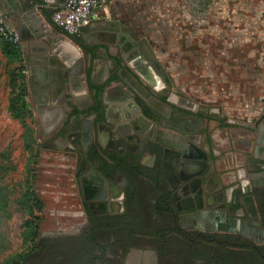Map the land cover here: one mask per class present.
<instances>
[{
    "label": "rangeland",
    "instance_id": "rangeland-1",
    "mask_svg": "<svg viewBox=\"0 0 264 264\" xmlns=\"http://www.w3.org/2000/svg\"><path fill=\"white\" fill-rule=\"evenodd\" d=\"M117 2L107 6L104 27L139 43L145 67L197 107L194 112L176 105L181 116L192 118L175 116L169 129L190 136L209 157L219 190L239 189L238 172L249 180L256 167L252 160L264 155V0H209L200 18L191 0ZM2 42L0 36V264L17 259L35 239L26 224L27 189L41 209L31 220L37 236L78 231L87 220L76 179L77 139L58 138L55 148L41 151L39 142H53L61 122L32 105L24 57L8 60ZM112 49L118 56V47ZM115 60L116 68L125 64ZM82 61L76 69L85 67ZM256 216L249 222L261 227ZM151 256L145 263L135 256L130 263L153 264L156 255Z\"/></svg>",
    "mask_w": 264,
    "mask_h": 264
},
{
    "label": "crops",
    "instance_id": "crops-1",
    "mask_svg": "<svg viewBox=\"0 0 264 264\" xmlns=\"http://www.w3.org/2000/svg\"><path fill=\"white\" fill-rule=\"evenodd\" d=\"M67 1L0 0V17L6 24L15 28L19 34L18 45L20 53L24 57V73L32 105L38 110V113L42 116L45 115L46 118L48 115L51 118L55 115V119L61 122L59 129L64 122H68L72 126L77 124V128L69 130L64 136L55 137L50 149L56 147L58 138L77 139L78 143L74 146L77 155H79L76 158V179L79 200L83 204L87 219L86 209L101 214L119 213L123 210L121 203L123 204L126 181L124 179L116 180L112 172H108L102 167V152L115 148L119 154H123L129 145H135L136 151L142 153L141 162L151 166L153 154L146 150L147 141H152L161 149L163 148L154 138L155 133L174 132L169 129L171 124L169 120L172 117L169 115L170 110L168 111V109L173 105L180 104L162 98L159 101L163 103V108L160 111L153 109L155 113L152 112L156 120H152L150 114L139 107H142V104L145 105L144 100L146 101L142 91L146 90L152 96L157 93L155 86L146 84L143 70H141L149 68L145 67V61L139 53L132 54V51H124L129 49L128 46H136L137 42L122 31H118V28L110 25L104 27L105 21L108 19L105 14L107 17L109 16L106 7L102 11V18L97 23L83 28L78 34L83 45L95 50L94 54L86 53L70 36L58 33L59 31L53 26L52 11L63 7ZM191 2L199 12L197 14L199 18L208 9L205 3L202 5L195 0H191ZM112 3L119 2L110 0L107 6L109 7ZM11 5L16 10H11ZM100 32L115 33V35L113 39L107 40ZM113 46L118 47V56L113 53ZM115 58L125 62L123 67L118 68L117 66L116 69L123 71L122 75L125 76L126 81H123L118 75L114 79L108 78L109 69H113L112 61L117 64ZM81 61L85 67L81 69L80 66L76 69L75 66L78 67L77 64H80ZM122 62L121 64H123ZM137 66L139 67L137 68ZM88 81L94 85L93 88H89ZM94 99L100 105V119L94 112L88 111L93 106ZM161 122H165V125H160ZM184 135L178 133L173 135L180 142L178 151L184 148L187 141L195 149L199 148L195 140ZM40 142L39 148L42 149L41 151H46L49 147L41 146L45 142ZM94 149L98 151V157L93 154ZM91 151L92 154H90ZM188 160L201 162L200 159L188 158ZM252 163L259 167L261 163H264V155L263 157L255 156ZM177 169L170 168L169 172L176 176ZM183 172L186 175L200 176V174H194L193 169H188V171L184 169ZM250 178V182L254 181L258 184L264 181L263 176L259 173L252 174ZM212 183V188H209L202 178L200 188L203 189L205 196L219 190L220 187L216 182L212 181ZM226 184L229 183H223V185ZM220 191L222 192L217 194L216 201L222 203V199L234 190L228 192L220 189ZM189 195L194 197L193 193ZM218 196L219 198H217ZM6 201H9L8 196L3 199V207ZM205 208L203 207V209ZM218 218L220 222L224 221V218ZM222 228H226V226ZM79 231H72V233ZM141 251L142 249L132 248L126 258L129 261L125 263L131 264L130 260L135 256L139 258L140 263L143 259H148L144 255L146 252ZM153 256L155 258V255Z\"/></svg>",
    "mask_w": 264,
    "mask_h": 264
},
{
    "label": "trees",
    "instance_id": "trees-1",
    "mask_svg": "<svg viewBox=\"0 0 264 264\" xmlns=\"http://www.w3.org/2000/svg\"><path fill=\"white\" fill-rule=\"evenodd\" d=\"M53 26L65 33L54 23ZM66 35L86 53H95L83 45L78 35ZM2 49L8 60H18V44L3 39ZM88 86L94 87L90 81ZM15 106L12 99L11 109ZM88 111L101 118L100 105L95 99ZM75 128L77 124L72 126L64 122L52 139ZM41 146L50 148L53 145L51 142ZM145 147L155 156L151 166L141 162L142 153L136 151L135 145H129L123 154L115 148L102 152V167L112 172L116 180L126 181L123 210L101 214L86 209L87 224L77 233L37 236L31 220L37 219L35 211L41 209L36 196L27 189L26 211L30 219L26 224L31 225L29 234L35 239L32 238L26 251L17 259H7L3 264H126L125 257L131 248L154 250V264H264V241L257 243L231 232L182 228L173 206L175 188L170 184L162 149L151 142ZM251 194L264 231V187L252 188ZM35 206L37 210H34Z\"/></svg>",
    "mask_w": 264,
    "mask_h": 264
},
{
    "label": "flooded vegetation",
    "instance_id": "flooded-vegetation-1",
    "mask_svg": "<svg viewBox=\"0 0 264 264\" xmlns=\"http://www.w3.org/2000/svg\"><path fill=\"white\" fill-rule=\"evenodd\" d=\"M195 1H197V3H202V5H203V3H205L206 6H208V4H209V0H195ZM128 48L129 49H125L124 51H132V54L139 53L143 58L142 50H141L139 43H137L136 46H133V47L128 46ZM130 48H133V49H130ZM137 67H139V66H137ZM147 70L143 69V72L145 73L144 78L150 85L155 86V88L157 90V93H155V95H153L155 100H161L163 98L165 100L168 99L172 102V100L170 99V94H171V92H174V91H172L171 85L164 83V81L159 78V76L156 74V72L153 69L149 68ZM122 74H123V71H121V69H116L115 63L113 62V69H109L108 78L114 79V78H116V75H118L123 81H126L125 76H123ZM161 87H162V90L159 91V88H161ZM177 95H179V94H177ZM134 100L137 101L136 99H134ZM144 103H145V105L142 104V107L141 106H139V107L141 109H143L145 112L147 111V113L150 114L152 120H156L155 115H154L155 112L153 111V109L160 111L163 107L162 106L159 108L157 106L152 107V106L148 105L145 100H144ZM184 106L188 107L189 109H191L194 112L197 111L196 105L193 102H191L190 100L188 103L184 104ZM169 110H170L169 115L172 117V119L175 116L181 117V118L186 117L188 119L192 118V114H190V113H188V114L183 113V116H181L180 112L177 111L178 109H176V105L169 107L168 111ZM150 142L154 143L152 141H150ZM148 143L149 142L147 141V144ZM190 150H192V151H190ZM97 152L98 151H96L94 149V153L91 151L90 154L93 153L95 156L98 157ZM182 152L183 151L180 152L175 148L174 149L170 148L169 151L164 152L163 148H162V155L164 157L165 162L168 165V177L170 179V184L172 187L175 188V190L172 194V198L174 200L173 206L175 208H177L178 212H182L184 215H189L192 212V211L189 212L190 208L191 209L192 208L197 209V211L198 210L199 211H202V210H213V211L219 210V211H221V214H219V217L230 220L229 226H230L232 233L241 235L242 230L244 228V224L250 223L249 222L250 218H252V214L246 210L249 203H243V200H242V197L247 195V192L245 189L247 184H245L246 181H243V178H244L243 173L238 172V175H237L238 179H239L238 183H240V184L244 183L243 186L239 187V189H237V190L232 191V193H230V194L228 193V195L224 199H222V203H221V201L219 202L218 200H217L218 201L217 202L216 196H217V194H219L222 191H220V190L214 191V192H211L208 196H205L203 189L200 188V184L202 183V178H203V181L206 182V184L208 185L209 188H212V185H213L212 181H216L215 177L211 174V171L208 168L209 162H207V161H209V157L207 160V155L204 152H202L199 148L195 149L192 146V144H190V148L188 151H186L185 153H182ZM188 158L189 159L192 158L193 160L200 159L201 162H193V161L188 160ZM154 160H155V156L153 155L152 165H153ZM195 163H202V164H204V166H203V168L201 166L197 168V164H195ZM170 168H175V169L178 168L176 176L174 175V173L169 172ZM184 169H186L187 171H188V169H193L194 174H200V176L196 177V176H192L190 174H189L190 176L188 174H187L188 175L187 176L183 172ZM263 171H264V163H261V165H259V167L254 168L253 174H257V173L261 174ZM108 172H110V171H108ZM250 179L251 178H249V180ZM255 187H257V186H255ZM190 193H193L194 197H191L189 195ZM249 193L251 194V191H249ZM217 198H219V196ZM209 199L211 202L209 201ZM203 207H206V208L203 209ZM249 207H251L250 204H249ZM238 211H240V212L238 213ZM131 249L129 250L130 253H131ZM144 251L146 252L149 250L144 249ZM129 252L126 254L125 262H126V258L129 255ZM150 252H151V250H150ZM147 254L149 255V253H147V252L144 255L150 258V256H148ZM154 254H155V252H154ZM152 256H151V258H152ZM147 260L148 259H143L142 263L147 262ZM155 262H156V260H155Z\"/></svg>",
    "mask_w": 264,
    "mask_h": 264
},
{
    "label": "water",
    "instance_id": "water-1",
    "mask_svg": "<svg viewBox=\"0 0 264 264\" xmlns=\"http://www.w3.org/2000/svg\"><path fill=\"white\" fill-rule=\"evenodd\" d=\"M10 9L13 11L16 10V8L13 5L10 6ZM100 34L104 35V37L107 40L113 39L115 35V33H107V32H100ZM136 70L138 71V69ZM142 93L145 95L146 103L148 105L152 107L153 106L156 107V105L163 106V103L159 100H155V98L151 96L149 92L144 90L142 91ZM170 99L177 104H183V105L189 102L188 99H186L183 96L177 95L174 92H171ZM154 138L163 147L164 152L169 151L170 147L173 149L175 148L177 150L180 149V142L178 141V139L173 137V135L171 134L156 132ZM189 148H190V142L187 141L186 144L184 145V148L181 149L180 151H183L182 153H185L186 151L189 150ZM195 164H197V167L201 166L203 168L204 166V164L202 163H195ZM261 175L264 178V171L261 173ZM245 184H247L245 188L247 191V195L242 197L243 203H249L251 207H249V204H248L246 210L250 212L251 214H257L258 216V212L255 206L253 195L250 194L249 191H251V189L255 186L264 187V181L260 184H254L253 182H250V180H246ZM121 205L123 208L122 203ZM174 209L179 215V224L184 229H194V230H200V231H205V232H210V231L229 232L231 231L230 226H229L230 220L224 219V221L220 222V219L218 217H219V214H221V211L219 210H214V211L213 210H202V211L198 210L197 211V209L190 208L189 212L191 211L192 212L189 215H184L182 212H178L177 208L174 207ZM239 212L240 211H238V213ZM257 223L260 224L259 216L257 218ZM206 226H209V228H207ZM222 226H226V228H221ZM241 235L254 239V241H259L257 240V236H259L261 238L260 242L264 241V231L261 227H258L255 223L254 224L245 223ZM42 236H46V235L43 234Z\"/></svg>",
    "mask_w": 264,
    "mask_h": 264
},
{
    "label": "built area",
    "instance_id": "built-area-1",
    "mask_svg": "<svg viewBox=\"0 0 264 264\" xmlns=\"http://www.w3.org/2000/svg\"><path fill=\"white\" fill-rule=\"evenodd\" d=\"M110 0H68L66 5L53 11L52 22L65 33L78 35L83 28L92 26L102 18ZM0 36L11 43H19V34L15 28L0 17Z\"/></svg>",
    "mask_w": 264,
    "mask_h": 264
},
{
    "label": "bare ground",
    "instance_id": "bare-ground-1",
    "mask_svg": "<svg viewBox=\"0 0 264 264\" xmlns=\"http://www.w3.org/2000/svg\"><path fill=\"white\" fill-rule=\"evenodd\" d=\"M138 68V67H137ZM143 70V69H142ZM147 70V69H146ZM148 71V70H147ZM153 83V82H152ZM154 86V85H153ZM163 132V131H162ZM165 132H167V131H165ZM169 134H172V135H174V134H176V133H174L173 131H169L168 132ZM253 183H254V181H252ZM254 184H258V183H254ZM207 228H209V226H206ZM205 227V228H206Z\"/></svg>",
    "mask_w": 264,
    "mask_h": 264
}]
</instances>
